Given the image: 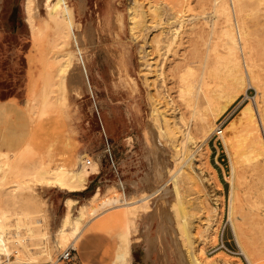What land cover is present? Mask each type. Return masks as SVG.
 I'll use <instances>...</instances> for the list:
<instances>
[{
	"label": "rangeland",
	"instance_id": "1",
	"mask_svg": "<svg viewBox=\"0 0 264 264\" xmlns=\"http://www.w3.org/2000/svg\"><path fill=\"white\" fill-rule=\"evenodd\" d=\"M30 1L31 15L27 9L29 0H0V210L31 212V216L41 220L35 224L39 235L32 248L48 250L51 255L43 256L39 264H62L59 258L69 248L76 250V264H108L114 237L117 248L122 241L130 244L132 264H143V248L148 242L152 247L149 264H192V253L201 264H264V231L254 232V240L263 247L262 253H254L251 246L255 241L243 231L237 203L243 196L239 173L244 168L240 158L247 144V138L242 141L240 135L247 125L258 127L263 142L258 159L250 162L252 168L259 169L249 176V186L264 187V0H243V13L236 0V7L232 0H220L218 4L215 0H139L145 8L140 18L144 26L134 30L129 0H68L79 25L62 36L53 23L47 24L44 0ZM114 2L122 24L114 20L115 15L112 17ZM223 3L231 11V32L240 45L237 55L243 72L250 73L253 68L251 75L257 77L255 82L245 78L243 88L233 86V91L228 69L223 66L227 46L232 42L225 35L230 29L218 8ZM104 18L101 38L98 24ZM141 51L152 63L149 73L141 67L145 63L140 60ZM60 55L68 65L63 72L55 59ZM212 68L216 72L213 76L209 74ZM188 75L192 77L189 79ZM205 80L213 81L212 87L218 86V91L237 95L216 118L193 98ZM179 91L186 92L182 95ZM186 99L190 105L185 104ZM164 100H172L179 109L177 117L169 116L173 134L160 108L166 104ZM219 102L223 105L225 99L221 97ZM248 109L254 115L253 125L245 120ZM199 114L212 126L203 128ZM184 115L187 116L183 118ZM188 131L191 140L186 135ZM81 157L98 159L102 167L101 174L88 181L84 192L71 195L38 184L31 185L32 198L28 203L11 197L19 181V167L43 160L52 169L77 170ZM156 160H161L162 165ZM189 160L193 162L192 170ZM151 173L154 177L149 176ZM172 176L179 180L182 203L173 191ZM98 187L103 193L112 187L113 193L107 198L123 193L131 202L150 195L146 200L149 211L137 216V236L128 234L124 209L104 212L96 218L89 216L88 199ZM68 197L79 201L72 216L78 217L77 209L82 205L88 213L79 216L83 228L79 240L60 247L58 231ZM262 201L264 204V197ZM184 220L187 229L182 225ZM11 222L15 225L16 216ZM11 229L16 231L15 226ZM237 235L246 246L250 242L249 259L239 248ZM87 239L92 241L84 256L79 245ZM13 260L14 256L12 264Z\"/></svg>",
	"mask_w": 264,
	"mask_h": 264
},
{
	"label": "bare ground",
	"instance_id": "2",
	"mask_svg": "<svg viewBox=\"0 0 264 264\" xmlns=\"http://www.w3.org/2000/svg\"><path fill=\"white\" fill-rule=\"evenodd\" d=\"M40 1V0H39ZM152 1V0H151ZM149 0V3L151 2ZM155 1V0H154ZM159 1V0H157ZM156 1V3H157ZM216 4H218L220 2V0H215ZM224 1V0H223ZM226 1V0H225ZM224 1V2H225ZM237 1V5L239 6L240 11L243 13L242 9L243 8V0H236ZM235 0H232V6L235 4L236 2ZM130 2V7H129V14H130V20H131V24L132 29L134 30L137 26H144L143 23L141 24V20L140 18L143 17V10L145 8H143L142 3L139 2V0H129ZM160 2V1H159ZM222 2V0H221ZM31 1L29 0L28 2V13L29 15H31V11H32V7H31ZM225 3H228L227 1ZM223 3L221 5V7L219 6L218 8L221 9L219 11H221L222 16L225 17V21L227 23V27H229L230 30H227L226 34L228 38H230L232 40L231 44L227 46L228 49V54H227V58L226 61H224L223 66H225L228 69L229 75H230V79L232 80L231 83V89L233 86H242L241 89L243 88V84L245 81V78L248 79L247 81L250 80L251 81H257V77L255 75H251L254 74L253 72V68H250V73L248 72L249 70H246L247 73L245 74L243 72L242 69V63L240 62L238 55H237V51L238 49H240V45L239 42H236V36L234 35L233 32H231V11L229 8L228 4ZM152 4V3H151ZM155 3H153L152 5H154ZM44 5L47 8V14H48V19L47 21H49L47 24L53 23L56 27V29L59 31L60 35H65L71 28L72 26H75V22H74V15H73V9L71 6H69V2L68 0H44ZM159 4L156 5V7ZM228 6V7H227ZM237 6V7H238ZM148 7V6H147ZM236 7V4H235ZM233 7V8H235ZM155 9V7H154ZM163 9V7H161V10ZM153 10V8H152ZM160 11V9H158ZM233 11V9H232ZM239 11V12H240ZM150 12V10H149ZM161 12V11H160ZM160 12L158 13V15H160ZM235 13V12H234ZM153 14V13H152ZM156 15V12L155 14ZM236 15V14H235ZM164 16V15H163ZM154 17V16H153ZM31 18V16H30ZM155 18V17H154ZM159 18V17H157ZM146 19V18H145ZM143 19V20H145ZM153 19V18H152ZM233 20V19H232ZM236 21V20H235ZM146 22V21H145ZM158 22V21H157ZM163 22V21H162ZM169 22V21H168ZM243 23V22H242ZM166 24V23H165ZM164 24V25H165ZM146 26V25H145ZM158 26V25H157ZM33 27V25H32ZM164 27V26H163ZM168 27V26H167ZM169 28V27H168ZM76 29V28H75ZM167 29V28H166ZM163 30V29H162ZM34 31V30H33ZM166 32V31H165ZM224 33V32H223ZM163 34V33H162ZM133 35V34H132ZM159 36V35H158ZM161 36V35H160ZM224 36V35H223ZM135 37V36H134ZM226 37V36H225ZM226 37V39H227ZM135 39V38H134ZM228 39V42L229 40ZM160 41V39H158ZM238 41V40H237ZM242 42V41H241ZM240 42V43H241ZM63 43L60 44V46ZM145 52L141 51L140 54V60L143 61L145 60V63H142L141 67H144L148 73L151 71L152 68V63H150V61L148 59H146V55H144ZM58 58L60 60H58ZM55 59L57 60L56 62L60 63V68H61V72L65 71V69L68 67L67 62L65 60L64 56H58L55 57ZM62 59H64L65 61H63ZM252 62V59H251ZM250 62V63H251ZM253 63V62H252ZM217 64V63H216ZM248 65V64H247ZM252 67V66H251ZM254 67V66H253ZM191 68V67H190ZM189 68V69H190ZM210 68V67H209ZM249 69V68H248ZM194 70V69H193ZM215 68H212L209 72L210 75L213 76ZM207 71V70H206ZM205 71V72H206ZM227 72V73H228ZM189 74L192 72H188ZM194 73V72H193ZM216 73V72H215ZM214 73V74H215ZM61 74V73H60ZM59 74V75H60ZM199 74V73H198ZM208 74V75H209ZM228 75V74H227ZM194 76V75H193ZM205 76V75H204ZM190 77L192 76H189ZM216 77V76H215ZM187 78V77H186ZM202 78V77H201ZM217 78V77H216ZM229 78V77H228ZM252 78V80H251ZM179 79V77H178ZM193 79V78H192ZM207 79V78H206ZM209 79V77H208ZM212 79V78H211ZM187 81L188 78L186 79ZM185 80V81H186ZM194 80V79H193ZM193 80L190 83L193 82ZM201 80V79H200ZM184 81V79L182 80ZM197 81V80H195ZM213 82V81H212ZM211 82V83H212ZM229 82V81H228ZM176 83V82H175ZM182 82H180L181 85ZM185 83V82H184ZM209 81H204L203 85L198 86L197 91H196V95L193 96V98L195 97L198 102L201 104L200 106H204L205 109L207 111L211 112V116H213V118L220 116V114H222L228 106H230L234 100H236V94L233 95V92L231 91H218V89H215L218 86H214L212 87ZM219 83V82H218ZM188 84V83H187ZM215 84V82H214ZM221 84V83H220ZM219 84V85H220ZM223 84V83H222ZM228 84V83H226ZM194 85V84H193ZM183 86V85H182ZM186 87V83L184 85ZM181 87L182 88H184ZM222 86V85H221ZM220 86V87H221ZM253 86V85H252ZM179 87V86H178ZM192 87V86H191ZM194 87V86H193ZM227 87V85H226ZM187 88V87H186ZM235 88V87H234ZM180 89V87H179ZM190 89V88H188ZM187 89V90H188ZM220 89V88H219ZM228 89V87H227ZM230 89V90H231ZM171 90V89H170ZM184 90V89H183ZM190 91V90H189ZM195 91V90H194ZM233 91V89H232ZM236 91V90H235ZM182 92V91H179ZM186 92V91H184ZM180 93L183 95V93ZM188 92V91H187ZM174 93V92H173ZM189 95L192 94V91L188 92ZM221 93H225L222 94V96H219ZM235 93V92H234ZM163 95V94H162ZM167 95V94H166ZM164 95V98L165 96ZM184 95H187L184 94ZM169 96V95H168ZM162 97V96H161ZM172 97V96H171ZM182 97V96H181ZM190 97V96H189ZM188 97V98H189ZM225 99V103L222 105L219 102L220 98ZM163 98V99H164ZM170 98V96H169ZM184 98V97H183ZM181 98V99H183ZM187 98V97H186ZM192 98V97H191ZM192 98V99H193ZM194 98V99H195ZM162 99V98H161ZM168 99V98H167ZM48 100V99H47ZM174 100V99H172ZM171 101H165L166 104L163 106H160V108H163V116H164V120L166 121V123L168 124V129L170 131V133L173 134L174 129H172L171 127V123H169V116L172 118L177 117V113L179 111H177L176 105H173ZM176 100V99H175ZM189 100V99H188ZM196 100V101H197ZM49 101V100H48ZM187 101V99L185 100ZM192 101V100H190ZM195 101V102H196ZM221 101V100H220ZM194 102V103H195ZM47 103V102H46ZM49 103V102H48ZM189 104L188 101L185 102V104ZM162 104V103H161ZM175 104V101H174ZM50 105V103L48 104ZM179 105V104H178ZM186 105V106H189ZM194 105V104H193ZM196 105V104H195ZM222 108H221V106ZM183 108V105H181ZM186 106H184L186 108ZM179 107V106H178ZM48 108V107H47ZM193 108V107H192ZM198 108V107H197ZM220 108V109H219ZM250 108V107H249ZM188 109V107H187ZM191 109V108H190ZM204 109V110H205ZM186 110V109H185ZM192 110V109H191ZM202 110V109H201ZM45 111V110H44ZM47 111V110H46ZM189 111V109H188ZM193 111V110H192ZM195 111V110H194ZM199 111V108H198ZM197 111V112H198ZM206 111V112H207ZM181 113V112H180ZM187 113V111H186ZM190 113V112H189ZM203 113V112H202ZM208 113V112H207ZM245 113V120L247 123H251L254 121V115L253 112L250 111L248 109V111L244 112ZM182 114V113H181ZM183 114H184V110H183ZM182 114V115H183ZM197 114V113H196ZM201 114V113H200ZM198 115L197 117L201 116ZM204 114V113H203ZM202 114V115H203ZM206 114V113H205ZM205 114L203 116H205ZM188 115V114H187ZM186 115V116H187ZM193 115V114H192ZM192 115L190 116L192 118ZM243 115V114H242ZM185 115L183 116L186 117ZM182 118V116H180ZM179 117V118H180ZM196 117V118H197ZM208 117V116H207ZM182 118V120H183ZM196 118L194 119V121L196 120ZM242 118V117H241ZM264 118V117H263ZM199 119V118H198ZM197 119V120H198ZM210 119V118H209ZM181 120V119H180ZM173 121V120H172ZM200 120H198L199 123ZM211 121V120H210ZM175 122V121H174ZM173 122V123H174ZM178 122V121H177ZM255 122V121H254ZM176 123V122H175ZM197 123V124H198ZM257 123V122H256ZM209 122L208 119L206 117H202L201 116V125L203 126V128L209 126ZM263 126H264V120L262 122ZM246 125V124H245ZM253 125V124H252ZM173 126V124H172ZM174 126L176 127V125L174 124ZM212 125H210L209 127H211ZM242 126V125H241ZM244 126V125H243ZM242 126V127H243ZM174 127V128H175ZM200 127V126H199ZM178 128V127H177ZM187 128V127H186ZM218 128V127H217ZM220 128V127H219ZM189 129V128H188ZM176 130V129H175ZM219 130V129H216ZM232 131V130H231ZM239 131V130H238ZM177 132V130H176ZM191 133V132H190ZM190 133L188 131V133H186V135L190 138V140L192 139V137H190ZM212 133V132H211ZM219 133L223 134V131H220ZM208 134V133H207ZM186 136V137H187ZM192 136V135H191ZM238 136V135H237ZM239 137V136H238ZM237 137V138H238ZM231 138V137H230ZM247 142L246 144V148L245 150L240 154L242 155L240 160L242 163V166L244 169H242L243 173H239L240 174V186H241V190H242V198L239 200L238 206L240 208V211L242 213V219H243V224L244 225V232H246L248 234V236L254 240L255 238V234L254 232L256 230L263 232L264 231V204H263V197H264V187H258V188H253L251 186H249V176L251 175V173H258V166H254L252 168V166H250V162H253L255 160L258 159V156L260 155V151H259V146L262 142V138L261 135L259 134L258 131V127H251L248 126L243 129L241 131V135H240V140L244 141L243 139ZM197 140V139H196ZM198 141V140H197ZM197 143V142H196ZM150 144V143H149ZM199 145V144H198ZM147 146H149L147 144ZM200 147V146H199ZM261 147V146H260ZM262 148V147H261ZM254 149V150H253ZM150 151V150H149ZM158 153V152H156ZM250 153V154H249ZM252 153V155H251ZM160 156L163 154H161V152L159 151ZM229 154V153H228ZM30 155V154H29ZM262 155H264L262 153ZM159 156V157H160ZM148 157V156H147ZM191 158V157H190ZM189 158V159H190ZM152 159V157H151ZM158 162V160H156ZM161 161V160H160ZM159 165H162L161 162ZM188 161V160H187ZM186 161V162H187ZM194 161V160H193ZM90 162V165H88V163ZM232 162V161H231ZM152 163V162H151ZM155 163V162H154ZM157 163V164H158ZM190 168L191 170L193 169V162L192 160H189ZM240 163V164H241ZM155 165V164H154ZM157 165V167L159 166ZM258 165V164H257ZM240 166V165H239ZM153 168H155L154 166H152ZM233 172H235L236 168L233 165ZM1 168V167H0ZM101 164L99 162L98 159H95L94 161H90V160H85V157H81V162L80 165L78 167L77 170H67L65 168H60V169H52L50 167V164L46 163L43 160H39V161H33L32 163H29L26 166L23 167H19V171H18V178L19 181L18 183L13 187L10 195L12 198H15L16 200L18 199V197H20L21 199H23L24 201H26L27 203L31 201L32 198V193H30V189H31V185L35 186L40 184L41 186L45 187V188H53V189H59L63 192H65L66 194H71V195H75V194H79L84 192L85 190H87L88 188V181L90 179V177L93 174H98L101 171ZM152 168V169H153ZM252 168V170L250 169ZM240 169V168H239ZM240 169V170H241ZM156 170V169H155ZM159 170V168H158ZM157 170V171H158ZM237 171V170H236ZM151 172V171H150ZM159 172V171H158ZM188 175V170L185 171ZM194 172V171H193ZM261 172V171H260ZM191 174V172H189ZM232 173V172H231ZM157 174V172H156ZM159 174V173H158ZM176 174V173H175ZM213 174V173H212ZM238 174V176H239ZM242 174V176H241ZM154 174L151 173V177ZM161 176V175H159ZM165 176V175H164ZM191 176V175H190ZM148 177V176H147ZM193 177V176H192ZM190 178V177H189ZM216 178V177H215ZM234 178V177H233ZM156 179V178H154ZM172 179L174 181V187H173V191L175 193L176 198L178 199L179 203H182L181 200V193L179 190V180L177 178H175V176H172ZM171 179V180H172ZM193 179V178H192ZM4 180V178H3ZM1 180V181H3ZM151 180V179H150ZM159 180V179H158ZM231 180V179H230ZM155 181V180H154ZM197 182V181H195ZM152 183V182H151ZM231 184L232 181H231ZM237 184V183H236ZM2 185V183H0V186ZM168 185V184H167ZM158 186V185H157ZM119 187V186H118ZM158 187H155L156 191ZM116 190V189H115ZM152 190V189H151ZM235 190V189H234ZM113 191L112 187H110L108 189L107 192L102 191L101 188H97L95 190V192L90 196V198L88 199L90 201V211H89V216L91 218H96L100 215H102V213L104 212H108V211H112L115 209H124V215H125V219L126 220V226H127V231L129 235H135L137 231H139L140 229L138 228V221H137V216L141 213L147 212V210L150 208V206L147 203V199L150 197V195H143L141 199L137 200V201H129L128 197L123 194V193H119L113 197H108V194L111 193ZM145 191V190H144ZM142 191V192H144ZM150 191V189H149ZM151 192V191H150ZM153 192V191H152ZM241 192V191H240ZM113 193V192H112ZM154 193V192H153ZM172 192V194H174ZM152 194V193H151ZM155 194V193H154ZM153 194V195H154ZM159 196V193H157ZM239 194V193H238ZM237 194V195H238ZM163 195V194H162ZM233 195V194H232ZM241 195V194H240ZM239 196V195H238ZM236 197V195H235ZM158 198V197H157ZM20 199V200H21ZM102 199V201L98 204H96V201ZM150 199V198H149ZM160 199V198H159ZM158 199V200H159ZM237 199V198H236ZM157 200V199H156ZM233 201V200H232ZM238 201V200H237ZM78 200L74 199L72 197H68L66 199V214L63 218L62 224L59 228L58 231V238H57V243L60 245V247H66L68 244L70 243H76L77 240L79 239V237L81 236V234L83 233V228L81 226V221L79 219V216H85L88 212L87 209H85V205H82L80 208H78V217L77 216H72L73 210L75 209V205L78 204ZM151 203V202H150ZM236 203V201H235ZM167 205V204H166ZM181 206V204H180ZM237 206V208H238ZM77 207V206H76ZM174 207V206H173ZM182 207V206H181ZM236 207V205H235ZM232 208V207H231ZM180 209V207H179ZM183 209V208H182ZM215 209L211 210V212H213ZM149 211V210H148ZM170 213V212H169ZM123 215V216H124ZM142 215V214H141ZM151 215V214H150ZM13 216H16V222L15 225H13V223L11 222V218ZM169 217V216H168ZM124 218V217H123ZM147 218V217H146ZM91 220V219H90ZM89 220V221H90ZM92 221V220H91ZM169 221V220H168ZM231 221V220H230ZM236 221V220H235ZM186 221L184 220V222H182V225L184 227V229H187V223H185ZM41 223V220L39 219H35L33 216H31V212H27V213H21V212H12L10 213L9 211H7L6 209L4 210V208L2 210H0V264H12L11 263V257L14 256L15 257V261L13 262V264H39L40 259L43 256H50V252L47 250L45 251H40V250H35L36 244H34V239L39 235L38 230V226H36L35 224H39ZM88 223V222H87ZM237 223V222H236ZM83 224V223H82ZM239 225V223L237 224V226ZM15 226L16 231H12V227ZM125 226V225H124ZM241 226V224L239 225ZM140 227V226H139ZM234 228V227H233ZM241 228V227H239ZM25 229V232H23V230ZM171 230V229H170ZM233 230V229H232ZM235 230V229H234ZM171 232V231H170ZM187 232V231H186ZM242 232V231H241ZM135 233V234H134ZM138 233V232H137ZM259 233V232H258ZM187 234V233H186ZM202 234V232H201ZM235 234V231H234ZM239 234V233H238ZM236 235V234H235ZM243 235V234H242ZM137 236V235H135ZM134 236V237H135ZM262 236V235H261ZM236 237V236H235ZM243 238H245L244 236H242ZM248 237V238H249ZM140 239L139 237H135ZM247 238V237H246ZM245 238V239H246ZM249 238V239H250ZM162 239V237H161ZM135 240V239H134ZM155 240V238L153 239ZM152 240V241H153ZM247 240V239H246ZM137 241V239H136ZM180 241V240H179ZM189 244L190 246L192 245L190 239L188 238ZM239 248L242 250L244 256L246 258H250L251 253L250 250L248 249L249 244L246 246V242H242L241 238H239V236L237 235V240ZM245 241V240H244ZM251 241V240H250ZM255 242L252 243V250L254 251V253H259L263 251V247L259 246L256 242V240H254ZM148 242V241H147ZM154 243V241H153ZM180 243V242H179ZM147 247L143 248V264H149L150 263V247L149 246V242L147 243ZM223 245V244H222ZM155 246H157V243L154 245V248L157 249ZM70 247V246H69ZM181 247V244H180ZM183 247V246H182ZM152 248V247H151ZM153 249V250H155ZM191 249L192 246H191ZM185 252V251H184ZM193 251H191L192 253ZM252 252V251H251ZM163 253H166L163 251ZM187 254V253H186ZM193 255L192 257V264H201L199 262V260L197 259V257L194 255V253H192ZM253 254V253H252ZM159 256V255H158ZM165 259H166V254L164 255ZM186 256V255H185ZM130 244L128 242H124L122 241L121 243H119L118 248H117V253H116V257H115V262L116 264H132L131 263V258H130ZM183 259H184V254H183ZM189 261V260H188ZM191 261V260H190ZM189 261V263H191ZM167 262V261H166ZM185 262V261H183ZM249 262V261H248ZM186 263V262H185ZM56 264V263H55ZM263 264V263H262Z\"/></svg>",
	"mask_w": 264,
	"mask_h": 264
},
{
	"label": "crops",
	"instance_id": "3",
	"mask_svg": "<svg viewBox=\"0 0 264 264\" xmlns=\"http://www.w3.org/2000/svg\"><path fill=\"white\" fill-rule=\"evenodd\" d=\"M69 2V1H68ZM114 6H115V8L113 9V10H111V12H112V17L115 15V21L116 20H118L119 22H121V20H120V14L116 11V4H115V2H114V4H113ZM69 6H71L70 5V3H69ZM73 9V8H72ZM73 15H74V22H75V24L76 25H79V24H77V19H76V13H75V11H74V9H73ZM105 22H106V19L104 18V20H100V22H99V24H98V29H99V31H100V34H98L101 38H103V34H102V30H101V28H103L104 26H105ZM121 24H122V22H121ZM81 27V26H80ZM96 32V31H95ZM122 32H123V29H121L120 31H119V33H118V37L121 39L122 38ZM132 41L133 42H135L134 41V39L132 38ZM85 60V59H84ZM85 65H86V61H85ZM86 68H87V65H86ZM87 72H88V69H87ZM88 79H89V75H88ZM89 83H90V80H89ZM90 86H91V84H90ZM101 172H102V168H101V171H100V173H98V174H93L91 177H90V179H89V182L91 181V179H92V177L93 176H97V175H100L101 174ZM99 188H101V187H99ZM102 189V188H101ZM80 238V237H79ZM115 238L116 237H114V242H115V246H114V248H113V250L111 251V253H110V261H109V263L108 264H116V262H115V257H116V253H117V243H116V240H115ZM79 240V239H78ZM77 240V241H78ZM91 239H87L86 241H84L83 243H81L80 245H79V251H80V253H82L84 256L87 254V252H88V245L91 243ZM93 264V263H92ZM97 264H100V263H97Z\"/></svg>",
	"mask_w": 264,
	"mask_h": 264
},
{
	"label": "built area",
	"instance_id": "4",
	"mask_svg": "<svg viewBox=\"0 0 264 264\" xmlns=\"http://www.w3.org/2000/svg\"><path fill=\"white\" fill-rule=\"evenodd\" d=\"M90 165V162L88 163ZM59 262L62 264H76L77 263V253L74 248H69L59 258Z\"/></svg>",
	"mask_w": 264,
	"mask_h": 264
}]
</instances>
